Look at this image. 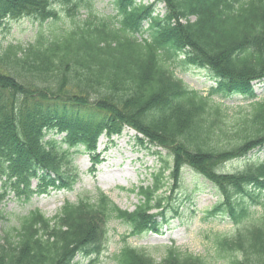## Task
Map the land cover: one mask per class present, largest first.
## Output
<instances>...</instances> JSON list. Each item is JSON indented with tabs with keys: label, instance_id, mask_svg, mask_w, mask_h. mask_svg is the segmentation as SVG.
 Segmentation results:
<instances>
[{
	"label": "trees",
	"instance_id": "16d2710c",
	"mask_svg": "<svg viewBox=\"0 0 264 264\" xmlns=\"http://www.w3.org/2000/svg\"><path fill=\"white\" fill-rule=\"evenodd\" d=\"M52 1L0 0V23L56 21ZM112 4L114 16H88L53 36L38 33L26 45H0V222L8 191L27 200L70 189L78 179L75 155L86 153L93 169L102 134L109 139L131 128L141 144L166 149L170 160L160 155L163 166L152 174L151 186L137 187L141 199L132 211L97 190L65 201L53 216L39 208L19 216L16 225L0 228V264H95L112 218L129 224L131 235L158 233L168 211H177L171 196L158 191L168 181L178 189L186 167L218 196L204 216L222 214L236 226L231 235L212 238L220 264H264V158L222 170L264 147V97L254 88L264 82V0ZM74 11L77 3L65 9L69 17ZM174 63L204 69L213 85L205 95L190 88L174 74ZM234 96L244 103H224ZM205 259L173 244L159 261L128 244L113 254L115 264Z\"/></svg>",
	"mask_w": 264,
	"mask_h": 264
},
{
	"label": "rangeland",
	"instance_id": "374dc122",
	"mask_svg": "<svg viewBox=\"0 0 264 264\" xmlns=\"http://www.w3.org/2000/svg\"><path fill=\"white\" fill-rule=\"evenodd\" d=\"M152 0H143L150 3ZM53 6L58 10V20H48L40 23L29 17L8 19L0 23V45L8 43L26 45L33 42L38 33L53 36L62 29L70 28L74 23H81L88 16L108 18L114 16L115 9L112 0H53ZM77 3V11L69 17L65 9ZM157 10L163 13V5L158 4ZM145 37L146 34H143ZM179 57L178 60H182ZM174 74L180 77L190 88L206 94L213 85V78L204 70L195 68L190 64L174 63ZM258 98L264 97V82L254 83ZM244 100L234 96L224 100L230 106L242 105ZM140 133L125 128L119 135L109 139L100 135L97 141V152L100 154L99 163L93 169L89 156L84 152L75 155L74 163L78 170V179L70 189H49L42 194H33L29 199L23 195L8 191L3 203L6 218L0 222V228L5 229L16 225L19 216L26 214L33 208H39L46 216H53L65 201L76 202L79 198L94 196L97 190L105 193L120 209L132 211L140 202L137 187L151 186L152 174L156 173L163 165L161 157H167V150L150 145L147 141L141 144L137 137ZM58 138V136H57ZM156 151H160L157 154ZM264 158V147L253 150L246 158H240L223 165V171H236L249 160L255 161ZM168 175V171L165 172ZM35 181L31 187L34 188ZM135 191H131V190ZM171 196L172 205L176 213L168 211L167 221L159 225V232H145L131 235L129 224L112 218L106 224V237L102 251L95 264H115L113 254L124 245L128 244L137 249L150 253L157 261L166 250V246L176 247L205 257V264H220L221 259L212 252L214 244L212 238L216 234L231 235L234 226L227 216L222 214L206 217L203 212L211 208L218 200V196L211 184L195 173L191 168H184L182 183L174 190L171 182L158 194ZM255 210L250 211V215ZM154 209L152 212H155ZM76 260L87 263V257L76 256ZM88 264V263H87Z\"/></svg>",
	"mask_w": 264,
	"mask_h": 264
}]
</instances>
